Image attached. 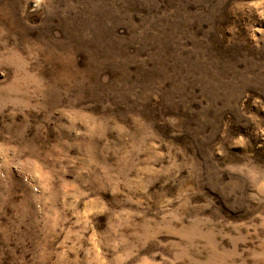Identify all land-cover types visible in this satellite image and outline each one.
<instances>
[{
	"label": "rangeland",
	"instance_id": "1",
	"mask_svg": "<svg viewBox=\"0 0 264 264\" xmlns=\"http://www.w3.org/2000/svg\"><path fill=\"white\" fill-rule=\"evenodd\" d=\"M0 264H264V0H0Z\"/></svg>",
	"mask_w": 264,
	"mask_h": 264
}]
</instances>
